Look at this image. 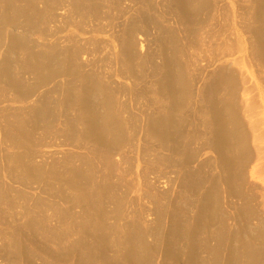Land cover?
I'll return each mask as SVG.
<instances>
[{"label":"rangeland","instance_id":"obj_1","mask_svg":"<svg viewBox=\"0 0 264 264\" xmlns=\"http://www.w3.org/2000/svg\"><path fill=\"white\" fill-rule=\"evenodd\" d=\"M78 1L84 8L103 3L99 5L102 8L99 19L102 18H80L86 14L79 12V17V13L72 11L73 0H58L57 8L43 10L41 14L29 12L27 19L10 8L3 13L5 20L13 24L4 29L0 40V47L4 45L0 48V69L3 70L0 75L4 76H0V264H221V261L224 264L229 258L230 232L237 233L250 253L257 252L264 257V114L258 92V86L264 90V70L257 67L254 60H250L252 67H249L238 50L232 56L244 72L248 93L244 100L252 107L243 112L242 123L255 124V138L250 143L254 157L245 171L239 172L236 165H223L211 146V141L216 140L213 135L216 124L211 123L210 105L222 97L223 75L214 74L220 62L207 54L197 56L196 35L189 31V21L185 20L187 24L179 16L181 5H178L182 0ZM213 1L216 2L211 1L212 13L205 11L201 18L214 15L213 22L209 23L212 32L218 36L226 32L235 39L232 33L235 27H242L243 17L249 15L245 12L255 11L254 0ZM36 7L42 10L43 5L39 2ZM143 11L151 14L149 12L148 16ZM141 15L156 18L162 25L166 21L164 24L168 25L163 32L157 25L150 24L149 36L139 34L135 46L130 48L132 52L126 49L128 59L131 61L134 57L131 63L135 68L143 55L153 57L148 61L146 75L136 80L121 71L114 57L120 55L118 39L122 38V29L135 18L143 25L138 19ZM159 16L162 18L158 19ZM88 21H92L91 24ZM28 22L34 26L30 28ZM82 22L87 23L86 26L81 25ZM183 24H187V28ZM81 30L85 34L80 33ZM250 36L252 39H249L255 41L253 35ZM67 38L72 41L68 39V43ZM163 41L168 42L166 56L187 63L188 80L192 82L191 95L183 99V111L179 109L181 113L175 116L182 138L181 156L170 152L173 143L168 140L162 122L155 127L160 130L157 138L148 135L149 122L162 116L169 104L165 96L167 80L163 76L164 69L161 70ZM20 43L23 48L38 45V49L34 48L37 53L46 50L44 53L52 61L46 62L48 70L55 69L54 72L62 70L58 69L57 61L64 59L65 47L80 44L84 49L79 55L82 74L73 78V65L69 64L67 76L51 77L43 87L37 88V76L43 72L37 70L33 61L31 64L36 68H24L22 61L27 56L20 49ZM49 43H55V48L47 49L51 47H46ZM235 43L234 47L238 45ZM221 45L218 41L217 48ZM153 63L161 66L156 69L158 73L154 70L157 64ZM167 68L173 71L175 66ZM4 69L7 71L3 75ZM87 69L106 81L111 87L106 93H114L116 101L110 94L102 98L101 94L83 92L81 75L90 72ZM6 72L10 73L6 75ZM73 84L77 88L75 92L71 90ZM17 87H22L20 92ZM28 89L33 91L32 95L23 96ZM241 91L243 86L239 90V96L243 97ZM110 106L115 107L123 119V132L111 131ZM42 111L48 114L47 125L36 123V116ZM148 116H152L151 120ZM160 137L167 139L160 140ZM231 167L232 170L237 168L236 173L228 171Z\"/></svg>","mask_w":264,"mask_h":264},{"label":"bare ground","instance_id":"obj_2","mask_svg":"<svg viewBox=\"0 0 264 264\" xmlns=\"http://www.w3.org/2000/svg\"><path fill=\"white\" fill-rule=\"evenodd\" d=\"M48 3L47 5L45 4L46 0H0V36H1V39L2 40V36H3V33L5 32L4 29L7 30V27H11L13 23H10L8 20L6 21L5 20V15H3L4 13V10L7 8L9 9L10 8V11L13 10L12 12L16 13V15L20 16V17H23L25 18L27 16V13L29 14V12H31L32 14L33 13H38V14H41L43 12V10L46 11H51L53 10L54 8H57V6L59 5L58 3V0H47ZM72 1V0H71ZM85 1V0H84ZM83 1V2H84ZM118 1V0H116ZM150 1V0H147V2ZM173 1V0H172ZM211 1L212 3L214 2L213 0H182V4L180 3L178 6L180 7L181 5V8L179 9V16H181L180 18L184 21H189L190 23V26H188L187 24H185L186 26H188V28L190 27L191 30H189L190 32L192 31V33H195L196 37H194L196 39V44L199 46L198 47V53H197V56H204L205 54L209 55V57L214 60V61H217V62H220V67L218 69V71L214 72V74H220V75H223V93H222V97H218V99L216 98V100L212 102H210V110H211V113H212V120L211 123H215L216 124V128L213 130V135L215 137L216 140H212L211 141V146H213L215 149L214 151L216 150V154H218V156L222 159V163L223 165L225 166H228V164H233V165H236V167L238 168L239 172H244L246 166L252 161L253 157H254V152L252 151V148H251V142L254 141V129H255V124L253 122H251L248 126V124L245 122L242 123V116L244 115L243 112H248L249 110L252 109L251 105H249V102L248 101H245L244 100V96L247 95V88L245 87L246 85V79L243 77V74L244 72H242V70L240 69L239 67V62L237 60H235L234 58H232L233 55H235V51L238 50L237 52L242 54V56L245 58V61L246 63H248V66L249 67H252V64H251V61L250 60H254L256 62V65L257 67L261 68L262 70H264V0H254V7H255V11L254 13L251 14L250 11H246L245 12V15H247V17H243L244 18V22L242 25V27H240V29L238 27H235L234 28V32L232 33L234 36H235V39H233L230 35H227L226 32L224 34H219V36L212 32L213 30L209 28V23L211 24L214 20V15H207L205 14L206 17H203V13L205 11H209L211 10ZM40 2L43 7H42V10H39L37 9L36 5ZM60 2V1H59ZM82 2V1H81ZM82 2V3H83ZM87 2V0H86ZM97 2V0H96ZM95 2V4H96ZM101 2V1H100ZM99 2V3H100ZM107 2V1H106ZM113 2V1H112ZM146 2V1H145ZM216 2V1H215ZM214 2V3H215ZM88 3V2H87ZM90 3V2H89ZM86 4V3H84ZM93 4V3H92ZM101 4V3H100ZM100 4H96V5H92V6H89L87 8H84L83 4H81L78 0H73L72 2V11L74 13H79L81 12L82 14H86V15H82L81 17L79 16V14H77L80 18H85L86 20V17L87 18H95V19H99V16L101 15V9H100ZM103 4V3H102ZM101 4V5H102ZM108 5V2L106 3ZM147 3H145L146 5ZM151 4V3H150ZM149 4V5H150ZM87 5V4H86ZM104 5V4H103ZM122 5V4H121ZM148 5V4H147ZM146 5V6H147ZM213 5V4H212ZM216 5V4H215ZM213 5V6H215ZM9 6H12V7H9ZM95 6V7H93ZM109 6V5H108ZM117 6V5H116ZM144 6V7H146ZM151 6V5H150ZM154 6V5H153ZM152 6V7H153ZM61 7V6H60ZM149 7V6H148ZM40 8V6H39ZM109 8V7H108ZM117 8V7H116ZM151 8V7H150ZM154 8V7H153ZM215 8V7H214ZM213 8V9H214ZM218 8V7H217ZM121 8H119L118 10H120ZM140 9H143V8H140ZM145 9V8H144ZM152 9V8H151ZM67 10V9H66ZM154 10V9H152ZM216 10V9H215ZM214 10V12H216ZM142 11V10H141ZM146 11H147V8H146ZM178 11V10H177ZM244 11V10H243ZM139 12V11H138ZM150 11H148L149 13ZM154 12V11H153ZM152 12V13H153ZM156 12V11H155ZM154 12V14H156ZM213 12V13H214ZM129 13V12H128ZM140 13V12H139ZM142 13H146L145 11H143ZM148 13H146L148 15ZM212 13V10L211 12ZM244 13V12H243ZM151 14V12L149 13ZM153 14V15H154ZM30 15V14H29ZM29 15L27 17H29ZM34 15V14H33ZM51 15V14H50ZM125 15V14H124ZM138 15V13H137ZM159 15V14H158ZM157 15V16H158ZM178 15V13H177ZM39 16V15H38ZM45 15H43L44 17ZM48 16H49V13H48ZM64 16V15H63ZM127 16V15H126ZM130 16V15H129ZM128 16V17H129ZM133 16V15H132ZM140 16V15H138ZM142 17L138 18V19H141L143 21V25H139L138 21L135 20V19H131L130 22H128L127 26H125L123 29H122V33H120L121 37L120 39H118V41L120 42V46H118V48L120 47V52L118 53L119 57L116 56L114 57V61H116V65L118 67L121 68V71L125 72V74H128L129 76L131 77H135L136 78H142L146 75L149 67H148V64L150 62H148L149 60L151 61V59L153 58L151 55L146 57V55L143 57H141V62L138 63V60H137V63H138V68L134 67L133 64L131 63V61L133 60L134 57H132L131 61L128 59V56L127 53H126V49H129L131 50L130 48L134 47L135 46V40H136V37H138L139 34H143L145 36V34L148 35V32H149V25L151 24H155L157 25V27L159 28V30L161 29L163 32H166L167 29H166V21L163 23V25L156 19V18H151V17H148V16H145V15H141ZM5 17V18H4ZM33 17V16H31ZM77 17V16H76ZM127 17V18H128ZM136 17V16H135ZM156 17V15L154 16ZM161 16H159L158 19H160ZM41 18V17H40ZM45 18V17H44ZM47 18V17H46ZM45 18V19H46ZM56 17H54L55 19ZM102 18V17H101ZM100 18V19H101ZM132 18V17H130ZM162 18V17H161ZM7 19V18H6ZM27 19V18H25ZM48 19V18H47ZM68 19H71L68 18ZM99 19V20H100ZM179 19V18H178ZM179 20V22L181 23L182 20ZM31 20V19H30ZM44 20V19H43ZM43 20H41L43 22ZM83 21V22H86V21ZM92 20V19H91ZM128 20V19H126ZM125 20V21H126ZM162 20V19H161ZM28 21H29V18H28ZM46 22L48 20H45ZM73 21V20H72ZM95 21V20H94ZM122 21V20H121ZM25 22V21H24ZM32 22V21H31ZM31 22H28V24H30ZM45 22V23H46ZM49 22V21H48ZM78 22V21H77ZM76 22V23H77ZM82 22L81 25H84ZM91 22L92 21H88ZM97 22V21H96ZM95 22V23H96ZM100 22V21H99ZM124 22V21H123ZM162 22V21H161ZM16 23V22H15ZM27 23V21H26ZM35 23V22H34ZM44 23V24H45ZM57 23V22H56ZM74 23V22H73ZM93 23V24H95ZM118 23V22H117ZM11 24V25H10ZM17 24V23H16ZM49 24H52L51 22ZM47 24V26L49 25ZM87 24V23H86ZM85 24V26H86ZM98 24V22L96 23ZM103 24V23H102ZM32 24H30V28L33 27L31 26ZM39 25H42V24H39ZM56 25V24H55ZM78 25V23H77ZM99 25H101L99 23ZM150 25V26H151ZM166 25V26H165ZM184 25V24H183ZM184 25V27H186ZM45 26V25H44ZM65 26V25H64ZM79 26V25H78ZM77 26V27H78ZM116 26V25H115ZM154 26V25H152ZM151 26V27H152ZM42 27V26H41ZM55 27V26H54ZM80 27V26H79ZM101 26H99L98 29L101 30L100 28ZM156 27V26H155ZM169 27V26H168ZM13 28V27H12ZM37 28V26H36ZM45 28V27H43ZM57 28V27H56ZM104 28V27H103ZM171 28V27H170ZM187 28V27H186ZM185 28V29H186ZM212 28V26H211ZM35 29V28H34ZM34 29H30V30H34ZM78 29H81V28H78ZM92 29V28H91ZM152 29V28H151ZM25 30V29H24ZM37 30V29H36ZM39 30V29H38ZM41 30V29H40ZM86 30V29H84ZM84 30L80 33L83 32L84 33ZM94 30H97V29H94ZM93 30V31H94ZM104 30V29H103ZM102 30V31H103ZM155 30V29H154ZM158 30V31H159ZM28 31V30H27ZM35 31V30H34ZM80 31V30H79ZM92 31V30H91ZM151 31V30H150ZM157 31V29L155 30V32ZM188 30H186L187 32ZM36 32V31H35ZM40 32V31H38ZM57 32V31H56ZM87 32V30H86ZM105 32V31H104ZM119 32V31H118ZM161 32V31H160ZM173 32V31H171ZM175 32V30H174ZM79 33V32H78ZM89 33V32H87ZM99 33V32H98ZM102 33V32H101ZM100 33V34H101ZM116 33V32H115ZM150 33V32H149ZM152 33V32H151ZM191 33V35H192ZM5 34V33H4ZM12 34V33H11ZM17 34V33H16ZM43 34V33H41ZM57 34V33H56ZM119 34V33H118ZM161 34V33H160ZM168 34V32H167ZM7 35V33H6ZM73 35V34H72ZM163 35V34H162ZM164 35H166V33H164ZM171 35V33L169 34ZM193 35V36H195ZM217 35V36H216ZM246 35H249V37H247ZM250 35H253V38L255 39V41H251L249 38H251ZM9 36V35H8ZM20 36V35H19ZM18 36V37H19ZM23 36V35H22ZM43 36V35H42ZM57 36V35H56ZM161 36V35H160ZM6 37V36H5ZM16 37V36H15ZM61 37V36H60ZM75 37V36H73ZM93 37V36H92ZM91 37V38H92ZM118 37V36H117ZM117 37H116V40H117ZM172 37V36H171ZM10 38V36L8 37ZM7 38V39H8ZM54 38L56 39V37L54 36ZM96 38V36L94 37ZM92 38V40L94 41L95 39ZM162 38H165L162 36ZM173 38V37H172ZM176 38V37H175ZM174 38V39H175ZM193 38V39H194ZM69 38H67L68 40ZM72 39V38H71ZM69 39V40H71ZM77 38L73 39L76 41ZM88 39V38H87ZM86 39V41H87ZM167 39V38H166ZM169 39V38H168ZM167 39V40H168ZM252 39V38H251ZM5 40V39H4ZM11 40V39H10ZM57 40V39H56ZM69 40H68V43H69ZM79 40V39H78ZM77 40V41H78ZM90 40V41H92ZM198 40V41H197ZM30 41V40H28ZM34 41V40H33ZM72 41V40H71ZM73 41V43L75 42ZM104 40H102L103 42ZM169 41V40H168ZM171 41V40H170ZM169 41V42H170ZM176 41V40H175ZM218 41L221 42V46L219 47V49L217 48V45H218ZM27 42V41H25ZM85 42V41H84ZM118 42V43H119ZM236 42L238 45H236V47L233 46V43ZM4 43V42H3ZM81 44V42H78ZM96 43V42H95ZM235 43V44H236ZM2 43H0L1 45ZM5 44V43H4ZM9 44V43H7ZM21 44V43H20ZM27 44V43H26ZM31 44H33V42H31ZM37 44V43H36ZM35 44V45H36ZM79 44V45H80ZM90 44V43H89ZM100 44V43H99ZM166 44H168V42L166 41H163V53H162V58H160L161 60L163 59V62L161 63L162 65V69H164V75L165 76V80H167V94L165 96H168L169 98V104L166 106L165 110H164V114H162V116L156 118L157 120H151V117L149 119L151 120L149 122V137L151 138H157V136L159 135V131L158 129L155 130V127L156 125L159 123V122H162L164 125H165V128H161L164 130V132H166V136L168 137V140L170 138V140H172V149H170V152H173L174 154H177V156L180 154L181 151V148L182 146H180V143L182 142L181 141V137L179 135V131H177V126H178V122H176V118L175 116L177 115L176 113L179 112V109L182 110V106H181V103L183 102V99L185 98H188L187 96H189L190 92V89H192V87L190 88L191 84L188 80V76H190L189 72H188V68L187 67V63H181V62H178L176 61L177 59L175 57H168L166 56V54H169V53H166ZM25 45V44H24ZM41 45V44H40ZM46 44H44L43 46H45ZM78 45V44H77ZM78 45V46H79ZM94 45V44H93ZM92 45V46H93ZM4 47V45H2ZM1 46V47H2ZM8 46V45H7ZM13 46V45H12ZM11 46V47H12ZM26 46V45H25ZM23 48V43L21 44V48L20 49H23V52H26V56L27 58L23 59V63L22 65L24 66L25 69H27L26 67H30V66H33L32 64L33 63H36L35 66H37V70L43 72L39 75V77L37 76L38 78V82L36 84V87L37 88H40V87H43L48 81V79L51 77H58V76H62V75H66L67 74V70L66 68H69L73 65V70H72V67H71V71L72 73H74L75 76H73V78H75L79 73L82 74V72H80V70L82 69V63H80V59H79V55L81 54L82 55V47L80 45L81 48H79L78 46L76 47V45H74L72 48H68V47H65L66 50H65V57L63 60L61 61H57L58 65L60 66V68L58 67V69H61V72H54L55 69L53 71H50L48 70V66H47V63L50 59L48 56V54H45L47 53L46 50L41 53V52H38L37 51L35 52V49L38 45H36L34 48L31 47V45H27V47ZM48 46H51V47H48ZM58 46V44H57ZM64 46V45H63ZM161 46V45H160ZM0 47V48H1ZM10 47V48H11ZM15 48V46H13ZM12 47V49H14ZM39 47V46H38ZM46 47H48L47 49L51 48V49H54L55 48V43L54 44H51L49 43ZM9 48V47H8ZM34 50H33V49ZM42 49H46L45 47H41ZM40 48V49H41ZM57 48V47H56ZM84 48V47H83ZM7 49V48H6ZM10 49V50H12ZM19 49V47H18ZM19 49V50H20ZM38 49V48H36ZM98 49V47L96 48ZM8 50V49H7ZM119 50V49H118ZM48 51V50H47ZM51 51V50H50ZM55 51V50H54ZM97 51V50H96ZM115 51V50H114ZM113 51V52H114ZM173 51V50H172ZM12 52V51H11ZM15 52V51H13ZM18 52V51H17ZM128 52V51H127ZM132 52V50H131ZM176 52V51H175ZM3 53V51L1 52ZM5 53V52H4ZM3 53V55H4ZM50 53V52H49ZM52 53V52H51ZM55 53V52H54ZM57 53V52H56ZM173 53V52H172ZM171 53V55H172ZM85 54V53H84ZM115 54V53H114ZM175 54V53H174ZM55 55V54H54ZM59 55V54H57ZM161 55V53H160ZM177 55V53H176ZM206 55V56H207ZM5 56V55H4ZM18 56V55H17ZM52 56V55H51ZM135 56V55H134ZM139 56V55H137ZM88 57V56H87ZM140 57V56H139ZM155 57V56H154ZM178 57V56H177ZM21 58V57H20ZM51 58V57H50ZM54 58V57H52ZM59 58V57H58ZM138 58V57H137ZM180 58V57H178ZM56 59V57H55ZM61 59V58H60ZM59 59V60H60ZM87 59V58H86ZM84 59V61L86 60ZM113 59V58H111ZM140 59V58H138ZM176 59V60H175ZM10 60V59H9ZM58 60V59H56ZM120 60V61H119ZM155 60V58H154ZM11 61V60H10ZM19 61V60H18ZM30 61V63H29ZM31 61H33V63L31 64ZM89 61V60H88ZM92 61V59H91ZM113 61V62H114ZM180 61L181 58H180ZM49 62H52V61H49ZM83 62V61H82ZM112 62V63H113ZM54 63V62H53ZM84 63V62H83ZM88 64V62H86ZM115 63V62H114ZM188 63H190L188 61ZM3 64V63H2ZM6 64V63H4ZM19 64V63H18ZM71 65L70 67L68 65ZM86 64V65H87ZM92 65H95L93 64V62L91 63ZM98 64V63H97ZM96 64V65H97ZM153 64H157V63H153ZM1 65V64H0ZM21 65V64H20ZM51 65V64H50ZM85 65V64H84ZM116 65H115V68H116ZM7 66V64H6ZM35 66H33V68H36ZM52 66V65H51ZM68 66V67H67ZM90 66V65H89ZM88 66V67H89ZM155 69H158L160 68L161 66H158L157 65H154ZM169 66H175L176 68V71H174V69H172L173 71H171V69L169 70L167 67ZM237 67L238 69L235 70L233 67ZM9 67V66H8ZM55 67V66H54ZM53 67V68H54ZM84 67V66H83ZM87 67V68H88ZM148 67V69H147ZM23 68V69H24ZM86 68V67H84ZM153 68V67H152ZM151 68V69H152ZM7 69V68H5ZM4 69V73L3 75L5 74V70ZM24 69V70H25ZM32 69V68H31ZM90 69V68H89ZM93 69V67H92ZM97 69V67H96ZM118 69V68H117ZM166 69H168L169 71L166 72ZM2 70V69H0ZM27 70H30V69H27ZM36 70V72H38ZM88 70V69H87ZM91 70V69H90ZM88 70V71H90ZM94 70V69H93ZM160 70V69H159ZM3 71V70H2ZM70 71V72H71ZM83 71V70H82ZM163 71V70H162ZM161 71V72H162ZM47 72V74H45ZM100 72V71H99ZM119 72V71H117ZM122 72V73H123ZM8 73L10 72H6V75H8ZM39 73V72H38ZM38 73H36L38 75ZM115 73V72H114ZM156 73L157 70H156ZM80 74V75H81ZM97 74V73H96ZM100 74V73H98ZM121 74V73H120ZM189 74V75H188ZM69 75V74H68ZM73 75V74H72ZM71 75V76H72ZM117 75V74H115ZM2 76V75H0ZM10 76V75H9ZM67 76V75H66ZM70 76V77H71ZM98 75H95V72H84L83 75H81L82 79H83V82H82V87L81 89L84 90L83 92L86 93V94H96V96L98 94H101L102 98L103 95L105 96L107 93H106V90L109 91L108 89L109 86L106 83L101 81L100 80V77L98 78L97 77ZM111 76V75H109ZM108 76V77H109ZM214 76V75H213ZM4 77V76H2ZM212 77V75H211ZM10 78V77H9ZM80 79V76L78 77ZM3 79V78H2ZM1 79V80H2ZM8 79V77H7ZM11 79V78H10ZM53 79V78H52ZM110 79V77L108 78ZM143 79V78H142ZM145 79V78H144ZM213 79V78H212ZM6 80V79H5ZM37 80V79H36ZM78 80V79H77ZM103 80V79H102ZM138 80V79H136ZM216 80V79H215ZM4 81V80H2ZM12 81V80H10ZM10 81H7L10 82ZM14 83L17 82L13 79ZM18 81H21V80H18ZM50 81V80H49ZM75 82V80H73ZM140 81V80H139ZM1 82V81H0ZM73 82V83H74ZM80 82V81H78ZM76 82V84L78 83ZM141 82V81H140ZM6 83V82H5ZM72 83V82H71ZM17 84V83H16ZM21 84V82H20ZM24 84V83H23ZM109 84V83H108ZM8 85V84H6ZM12 85V84H11ZM74 85V84H73ZM80 85V83H79ZM78 85V86H79ZM110 85V84H109ZM71 86V85H70ZM240 86H243V91H241L243 97H240L239 96V90H240ZM19 87V86H18ZM17 87V88H18ZM61 87V85H60ZM72 87V86H71ZM80 87V86H79ZM22 89V87H20ZM18 88V91L19 89ZM35 88V86L33 87ZM32 88V89H33ZM135 88V87H134ZM26 89V88H24ZM76 87L74 85V88H71V90L73 92L76 91ZM79 89V88H78ZM80 89V90H81ZM29 90V89H28ZM35 90V89H34ZM38 90V89H37ZM59 90V89H58ZM79 90V92H80ZM21 91V90H20ZM19 91V92H20ZM24 91V90H22ZM111 91H113L111 89ZM59 92V91H58ZM78 92V91H77ZM165 92V91H164ZM222 92V91H221ZM258 92H259V97H260V100H261V103H262V108H263V114H264V90H262L259 86H258ZM22 93V92H21ZM20 93V94H21ZM29 93V94H28ZM28 93L24 94L23 96L25 95H32L33 91L30 92V90L28 91ZM72 93V92H71ZM62 94V93H61ZM75 94V93H73ZM110 94V98L111 99H114V93H109ZM107 94V96L109 95ZM163 94V93H162ZM214 94V93H213ZM22 95V94H21ZM72 95V94H70ZM191 95V94H190ZM100 96V95H99ZM217 96V95H216ZM215 96V97H216ZM87 97V96H86ZM92 96H90L89 98H91ZM118 98V96H115ZM239 97L242 99V101L240 102L239 101ZM107 98V97H106ZM99 99V98H98ZM110 99V100H111ZM163 99V97H162ZM161 99V102H163ZM165 99V98H164ZM89 100V99H88ZM188 100V99H187ZM112 101V100H111ZM113 101V102H114ZM191 101V100H190ZM239 101V103H238ZM160 102V103H161ZM188 102V101H187ZM186 102V103H187ZM193 102V101H192ZM71 103V102H70ZM74 103V102H73ZM91 103V102H90ZM117 103V102H116ZM115 103V107H117L118 104ZM159 103V102H158ZM157 103V104H158ZM163 103H166V102H163ZM184 103V104H186ZM111 103H108V105H110ZM189 104V103H188ZM68 105V104H67ZM71 105V104H70ZM114 104H112V107H113ZM209 105V104H208ZM207 105V106H208ZM40 106V105H39ZM72 106V105H71ZM94 106V105H93ZM188 106V105H187ZM254 106V105H253ZM109 107V106H108ZM114 107V108H115ZM189 107V106H188ZM114 108H108V113H109V110H110V121L112 119V121L110 122V127H111V131L113 130L116 134L117 133H120V132H123L124 131V121L123 119L120 118L119 114L117 113V111L114 110ZM119 109V106L117 107ZM164 108V107H163ZM186 107L184 106V109ZM208 108V107H207ZM209 109V108H208ZM106 111V110H105ZM104 111V112H105ZM162 111V110H161ZM183 111V110H182ZM40 112V111H39ZM45 111H42L41 113H39L36 117H37V121L36 123L39 124V123H42V124H49L48 120H47V117H48V114L47 113H44ZM107 112V111H106ZM119 112V110H118ZM163 112V111H162ZM120 113V112H119ZM181 113V112H179ZM178 113V114H179ZM183 113V112H182ZM109 115V114H108ZM107 115V116H108ZM179 116V115H178ZM154 117V116H153ZM180 117V116H179ZM148 119V120H149ZM181 120V119H180ZM99 121V120H98ZM107 121V120H106ZM207 122V121H206ZM204 122V123H206ZM109 123V122H108ZM209 123H206L205 125H208ZM218 124V125H217ZM245 124L247 125L246 129H245ZM108 125V124H107ZM148 125V124H147ZM162 125V124H161ZM101 126V125H99ZM104 126V125H103ZM166 126H168L166 128ZM211 126V125H210ZM109 127V128H110ZM179 128V127H178ZM208 129V127H206ZM100 129V128H99ZM167 129V130H166ZM210 129V128H209ZM161 130V131H163ZM168 131V132H167ZM97 132V131H96ZM110 132V131H109ZM163 132V133H164ZM162 133V134H163ZM115 134V135H116ZM216 135H217V138H216ZM72 137V136H71ZM166 138H162L161 137L159 138L160 140H164V139H167ZM217 141V142H216ZM117 142V141H116ZM115 142V143H116ZM112 143V142H111ZM208 144V143H207ZM166 145H168V142L166 143ZM210 145V144H209ZM113 146V145H112ZM116 146V145H115ZM114 148V147H113ZM191 151V150H190ZM188 153V152H187ZM186 153V154H187ZM184 154V153H183ZM185 154V155H186ZM192 154V153H191ZM182 154H180L181 156ZM194 155V154H193ZM191 155L189 156L190 159H192L194 156ZM176 156V155H175ZM257 156H258V153H257ZM187 158V157H185ZM188 158V159H189ZM237 168L234 169L237 171ZM232 170V167L231 169L228 168V171H234ZM235 172V171H234ZM236 173V172H235ZM233 174V173H232ZM238 174V173H237ZM228 241H230L229 243V247H228V261L224 264H264V257L260 256L259 254H257V252H252L250 253L249 249L247 246H245V243L238 237L237 233L235 232H230L229 233V239ZM237 245V246H236ZM247 245V244H246ZM247 247V248H246ZM249 251V252H248ZM220 256V255H219ZM227 259V258H225ZM222 260V259H221ZM219 261V260H218ZM224 262V260H223ZM219 264V262H218ZM221 264H222V261H221Z\"/></svg>","mask_w":264,"mask_h":264}]
</instances>
